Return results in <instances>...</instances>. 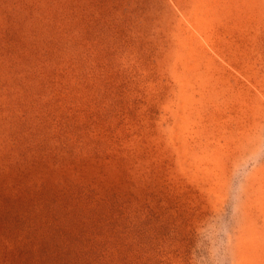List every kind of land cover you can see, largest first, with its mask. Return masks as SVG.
<instances>
[{"label": "rangeland", "instance_id": "374dc122", "mask_svg": "<svg viewBox=\"0 0 264 264\" xmlns=\"http://www.w3.org/2000/svg\"><path fill=\"white\" fill-rule=\"evenodd\" d=\"M0 264H264V0H0Z\"/></svg>", "mask_w": 264, "mask_h": 264}]
</instances>
